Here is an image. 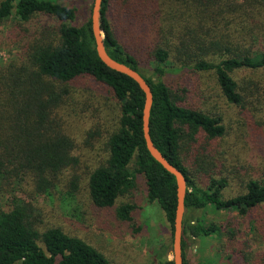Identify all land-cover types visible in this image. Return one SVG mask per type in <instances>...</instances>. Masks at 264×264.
Listing matches in <instances>:
<instances>
[{"label":"trees","instance_id":"trees-1","mask_svg":"<svg viewBox=\"0 0 264 264\" xmlns=\"http://www.w3.org/2000/svg\"><path fill=\"white\" fill-rule=\"evenodd\" d=\"M179 5L187 8L182 26L188 34L182 36L180 32L174 36V43L168 41L151 48L153 72L148 76L143 70L145 65L116 38L108 11L113 6L127 12L141 11L144 20L151 21L161 35H167L174 26L166 18L181 8ZM83 9L87 16L91 14L92 7L88 9L84 4ZM77 11L58 0H0V22L16 17L30 24L42 15L58 21L48 29L40 24L42 30L29 34L33 38L19 60L6 69L0 68V199L10 196L5 204H0V264H113L86 240L49 223L34 200L53 194L59 187L72 195L85 180L93 204L108 209L136 189L140 174L146 181L149 202L160 205L171 229L169 242L160 243L153 261L173 264L169 254L177 184L175 176L147 149L142 120L145 94L133 79L101 61L90 16L77 25ZM222 15L227 29L211 38L206 22ZM261 16L264 0H245L240 5L225 0H103L106 48L112 58L138 71L151 86L152 140L187 180L184 264H192L186 251L189 239L221 233L217 225L198 215L211 207L237 212L251 225L254 236L264 240V169L260 178L246 181L241 193L225 199L229 182L216 176L212 168L216 167L215 159L207 147L225 135L222 117L181 105L162 77L171 59L179 67L177 70L212 71L222 97L245 108L257 93L249 90L243 96L244 89L235 74L240 70L264 71V46L255 45L256 40L264 44ZM84 80H90L91 86L78 89ZM109 105L113 106L112 125L104 131L99 125ZM70 116L91 122L88 135L104 139L106 157L84 178L77 170L78 143L65 127L70 124ZM199 177L205 180L204 186L197 182ZM135 209L134 203L125 202L117 206L115 215L122 222L131 223ZM237 234L231 232V242L237 240ZM240 252L245 264H264L263 253Z\"/></svg>","mask_w":264,"mask_h":264},{"label":"rangeland","instance_id":"rangeland-1","mask_svg":"<svg viewBox=\"0 0 264 264\" xmlns=\"http://www.w3.org/2000/svg\"><path fill=\"white\" fill-rule=\"evenodd\" d=\"M58 1L64 6L78 9V18L75 22L77 25L84 23L91 15L87 16L83 6L85 4L88 9L91 8L93 0ZM225 2L240 5L245 3V0H225ZM178 7L181 8L175 9L170 18H166L168 24L174 26L172 33L167 35H161L151 21L144 20L140 15L141 11L127 12L119 6H113L108 11L107 17L116 38L136 56L141 65H145L143 70L148 76L153 72L151 48L164 45L168 41L174 43V36L177 37L180 32L182 36L188 34L182 26L187 19L183 15L187 12V8L181 5ZM222 18L223 15L217 16L215 21L207 20L206 30L208 28L211 38L216 35L219 37L217 32L227 29L226 21ZM260 21L264 24V16H261ZM57 23L55 17L48 15H42L30 24L21 22L16 17L1 21L0 68L6 69L11 63L19 60L23 49L33 38L29 34L42 30L40 24L47 25L44 29H48ZM28 27L31 30L25 31ZM168 37L169 40L166 39ZM261 42L262 40H256L255 45L264 46ZM257 49L261 48L257 47ZM167 65V73L162 78L171 86L181 105L222 117L225 135L207 147L215 159L216 167L212 168L216 176L223 177L229 182L224 191V198L236 196L243 191L247 180L260 178L264 169V90H262L264 71L236 72V80L244 89L241 91L242 95L246 96L249 90L257 93L242 109L222 97L214 72L177 70L179 67L173 59ZM90 86L91 81L84 80L78 89ZM112 108L113 106L109 105L101 121L102 124L99 125L100 127L102 125L104 131L112 125L110 123ZM69 119L70 124L65 127L78 143L80 162L77 170L84 178L92 167L106 157L104 139L88 135L87 130L90 129L91 122L82 120L78 116H70ZM197 182L202 186L205 185V180L200 177L197 178ZM85 185L86 181L83 180L79 191L72 195L61 191L59 187L53 194L34 200L35 205L42 209L49 223L61 226L67 233L86 240L103 252L113 264H157L153 261L154 252L159 249L160 243L169 242L171 229L160 205L157 202H149L144 176L138 175L136 189L120 197L116 205L108 209L98 208L93 204ZM9 199L10 196L1 198L0 204H5ZM125 202L136 205L134 221L131 223L122 222L115 215L117 206ZM198 215H202L209 224L217 225L221 233L189 239L186 251L190 263L213 261L221 264H245L240 257V251L264 254V240L254 236L251 225L237 212L211 207ZM231 232L238 233L237 240L233 242H231Z\"/></svg>","mask_w":264,"mask_h":264},{"label":"water","instance_id":"water-1","mask_svg":"<svg viewBox=\"0 0 264 264\" xmlns=\"http://www.w3.org/2000/svg\"><path fill=\"white\" fill-rule=\"evenodd\" d=\"M102 5L103 0H93L90 21L95 39L96 51L101 61L110 69L125 74L133 79L145 94L143 108V134L147 149L152 157L158 161L165 170L175 176L177 184V208L172 233V249L170 251V260L173 264H184L183 257V221L186 212L185 198L187 194V180L183 172L170 163L166 157L155 146L150 133V117L153 106V92L146 79L135 69L125 63L112 58L106 48V34L102 28Z\"/></svg>","mask_w":264,"mask_h":264}]
</instances>
